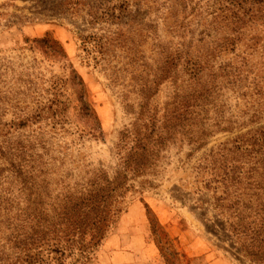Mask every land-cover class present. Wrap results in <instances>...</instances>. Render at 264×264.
<instances>
[{"label": "rangeland", "instance_id": "obj_1", "mask_svg": "<svg viewBox=\"0 0 264 264\" xmlns=\"http://www.w3.org/2000/svg\"><path fill=\"white\" fill-rule=\"evenodd\" d=\"M108 1L106 7L117 15L120 5L131 7L136 0ZM75 9L64 0H0L1 121L21 111L61 106L60 123L48 118L24 132L49 145L55 192L85 184L94 173L114 178L123 172L128 178L129 192L104 238L84 255L74 252L51 264H264L247 256L245 237L230 231L231 195L224 208L217 207L215 197L223 189L207 188L209 176L193 168L205 150L187 159L181 134L171 136L168 128L163 143L145 139L152 130L146 128L149 117L156 111L162 120L174 91L162 77L168 39L164 10L142 7L126 15L123 20L135 24L99 52L92 41L84 48L82 37L119 26L115 20L91 24L82 5ZM47 37L57 42L55 50L37 45ZM252 59L264 65L259 53ZM226 137L217 134L209 147Z\"/></svg>", "mask_w": 264, "mask_h": 264}, {"label": "trees", "instance_id": "obj_2", "mask_svg": "<svg viewBox=\"0 0 264 264\" xmlns=\"http://www.w3.org/2000/svg\"><path fill=\"white\" fill-rule=\"evenodd\" d=\"M64 2L74 9L82 5L91 24L116 21L119 29L82 37L84 48L92 41L99 52L120 39L125 26L135 24L124 21L126 15L142 7L164 10L168 39L162 77L174 91L162 120L156 119V111L149 117L146 128L152 130L145 139L163 143L168 128L171 136L181 134L187 159L205 150L193 168L209 176L207 188L223 189L215 197L217 207L224 208L231 195L230 231L247 239V256L262 261L264 65L252 58L264 56V0H136L131 7L120 5L122 14L117 15L106 7L108 0ZM153 22L156 31L158 23ZM37 45L52 51L57 42L47 37ZM227 55L230 59H223ZM77 98L85 108L83 94ZM61 109L57 105L13 113L7 123L0 118V264H51L74 252L86 254L104 238L129 192L123 172L114 178L94 173L85 184L68 185L65 193L51 188L49 145L24 132L48 118L60 123ZM217 134L227 137L209 147Z\"/></svg>", "mask_w": 264, "mask_h": 264}, {"label": "crops", "instance_id": "obj_3", "mask_svg": "<svg viewBox=\"0 0 264 264\" xmlns=\"http://www.w3.org/2000/svg\"><path fill=\"white\" fill-rule=\"evenodd\" d=\"M125 251H126V249L122 250V251L120 252V254L125 253ZM126 254H128V253H126ZM123 256H124V255H123ZM121 264H134V263H132V262H130V261H126V262H123V263H121Z\"/></svg>", "mask_w": 264, "mask_h": 264}]
</instances>
